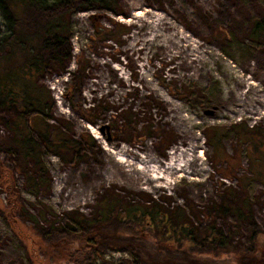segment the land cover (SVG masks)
<instances>
[{
    "label": "rangeland",
    "instance_id": "rangeland-1",
    "mask_svg": "<svg viewBox=\"0 0 264 264\" xmlns=\"http://www.w3.org/2000/svg\"><path fill=\"white\" fill-rule=\"evenodd\" d=\"M114 2L126 15L100 7L75 10L69 15L72 58L68 71L58 74L51 67L34 83L50 90L53 117L38 111L26 114L27 123L34 127L33 135L38 140L35 129L46 122L53 125L54 137L57 128H62L69 136L84 139L80 160L66 164L45 151L42 159L49 170L50 184L37 187L16 169L13 155L7 152L0 155L3 167L11 171V180L21 192L24 208L41 219L40 225L45 228L41 239L54 244L61 238L60 228L64 225L72 224L81 231V225L73 224L72 217L97 215L103 199L114 195L124 205L148 200L149 205L158 202L169 210L184 208L195 223L200 219L215 221L234 250L248 252L258 244L263 245L264 108L258 113L223 116L225 106L216 97L228 90L223 75L226 69L237 70L247 78L248 85L253 82L264 90V40L249 36L254 22L264 15V0ZM138 10L142 13L136 16ZM157 16L164 17L165 24L155 32L150 21ZM111 19L130 25L131 31L122 37L107 35L102 29L114 28ZM7 32L0 15V40ZM188 43L207 50L211 74H198L182 64L177 54L178 44ZM77 56L88 67L75 80ZM14 80H10L13 85ZM173 105L180 106L184 117L191 115L196 125L189 128V121L185 123L172 117ZM81 112L95 118L94 123ZM6 115L0 108V116ZM214 126L222 127L219 155L207 138L214 133L211 129ZM88 133L95 141L87 138ZM7 134L5 126L0 124V140ZM192 140L196 144L195 155L198 156L200 148L203 150L198 161L205 170L185 173V176L174 173L172 184L160 188L122 170L116 160L120 155L104 148L125 147L127 152L123 157L136 161L135 166L138 165L136 155L146 153L155 155L166 165L170 151ZM4 175L0 173V264H31L30 242L17 235L10 224ZM223 198H227L228 204H238L246 218L239 219L231 210L219 211L217 206ZM19 222L25 230L33 225L30 220H20V216ZM28 231L29 236H36ZM75 246L79 248L78 243L73 244L69 251L72 257L63 262L65 256L60 250L45 247L37 252L47 264H75ZM132 259L126 249L106 247L97 263ZM225 260L226 257L220 259Z\"/></svg>",
    "mask_w": 264,
    "mask_h": 264
},
{
    "label": "trees",
    "instance_id": "trees-1",
    "mask_svg": "<svg viewBox=\"0 0 264 264\" xmlns=\"http://www.w3.org/2000/svg\"><path fill=\"white\" fill-rule=\"evenodd\" d=\"M95 7L126 15L115 7L114 0H0V15L8 29L0 40V108L7 114L0 116V124L8 131L0 140V155L2 152L13 155L16 169L37 187L50 184L49 170L42 159L45 151L70 164L80 160L85 140L69 136L62 128H57L54 137L53 125L48 122L35 129L39 140L34 137V127L27 123L26 114L38 111L53 117L50 90L34 83L51 67H55L54 72L58 74L68 71L72 47L67 18L75 10ZM111 23L114 28L102 29L107 35L122 37L131 31L126 23L112 19ZM249 36L264 40V15L254 22ZM82 60L77 56L75 80L77 74L85 72L88 67ZM11 79H15L14 85ZM81 114L94 123L95 118ZM221 128L214 126L211 128L214 133L207 135L218 155ZM87 138L95 141L90 133ZM0 173L6 174L3 184L9 197L10 224L17 235L30 242L31 264H47L37 252L45 247L60 250L65 256L62 262L69 260L72 257L69 251L75 243L79 245V248L75 246V264H98V256L106 247L126 249L133 258L132 261L107 264H264V244H258L248 252L234 250L215 221L200 219L195 223L184 208L169 210L158 202L149 205L148 200L142 204L124 205L114 195L103 199L97 215L72 217L73 224L81 225V231L72 224L64 225L60 228L61 238L54 244L47 243L41 239L45 231L40 225L41 219L24 208L21 192L11 180L12 173L3 167L1 161ZM217 207L219 211L235 212L241 220L246 218L238 204H228L227 198H223ZM19 216L22 221L32 222L31 229H27L36 236H29V231L22 228ZM221 257L227 260L221 262Z\"/></svg>",
    "mask_w": 264,
    "mask_h": 264
},
{
    "label": "bare ground",
    "instance_id": "bare-ground-1",
    "mask_svg": "<svg viewBox=\"0 0 264 264\" xmlns=\"http://www.w3.org/2000/svg\"><path fill=\"white\" fill-rule=\"evenodd\" d=\"M141 13L138 10L135 12V15L139 16ZM164 19L162 16H157L150 21L155 32L163 27L165 24ZM178 47L180 49L177 51V54L180 56L182 64L191 67L198 74H211L208 67L209 60L206 57L207 50L193 43L178 44ZM223 75L228 83V90L216 97L222 101V106L223 104L225 106V110L222 111L223 116L229 117L231 113H258L260 108H264V90L259 88L258 84L250 82L251 84L248 85L247 78L243 74H239L237 70L226 69ZM230 80L234 83V86L230 85ZM245 87H248L246 91L243 90ZM170 111L172 117L181 119L185 123L189 121V128L196 125L191 115L184 117L181 114L180 106L173 105ZM65 112H68V109H65ZM87 127L95 131L93 125L88 124ZM95 136L101 139L100 135L96 134ZM190 136L195 139L197 138L191 134ZM104 148L114 154L120 155L116 160L121 163L122 170L129 171V174L135 176L137 179H142L145 183L152 184L154 188L169 187L172 184L171 178L174 173H178L179 176H185V173L205 170L202 163L198 161V157L202 155L203 150L200 148L198 156L195 155L196 144L193 140L187 142L186 146L178 148V150L170 151V159L166 165L155 155L146 153L144 155L140 154V156L136 155L138 157V165L135 166L136 161L123 157L127 152L125 147L120 148V150L109 147ZM124 166L128 168L123 169Z\"/></svg>",
    "mask_w": 264,
    "mask_h": 264
},
{
    "label": "water",
    "instance_id": "water-1",
    "mask_svg": "<svg viewBox=\"0 0 264 264\" xmlns=\"http://www.w3.org/2000/svg\"><path fill=\"white\" fill-rule=\"evenodd\" d=\"M106 128H108V126H106Z\"/></svg>",
    "mask_w": 264,
    "mask_h": 264
}]
</instances>
